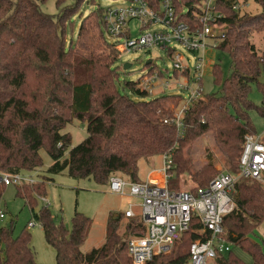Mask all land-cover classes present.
Listing matches in <instances>:
<instances>
[{
  "label": "trees",
  "instance_id": "obj_1",
  "mask_svg": "<svg viewBox=\"0 0 264 264\" xmlns=\"http://www.w3.org/2000/svg\"><path fill=\"white\" fill-rule=\"evenodd\" d=\"M45 1L0 0V171L15 173L39 168V150L44 148L51 159L43 170L44 178L65 171L75 179L91 178L97 183L108 184L114 173L140 181V159L169 153L172 166L166 171L168 188L180 190L179 172H187L194 182L188 189L194 190L205 186L218 172L211 162L194 169L191 156L183 155L182 149L194 138L211 132L225 156L227 171L238 172L244 135L257 132L250 111L264 119V53H259L250 39L253 32L264 33V0H255L261 5L256 14H238L229 2L220 0L225 29L216 46L229 55L231 70L221 79L219 66L212 65L219 92L205 94L193 102L184 111L181 130L173 121L171 110L164 106L167 99L173 98L171 95L148 98L137 90V81L125 83L136 98L116 87L118 74L114 63L119 52L107 38L101 6L93 10L94 28L107 44V53L96 51L97 43L90 48L84 43L79 47L75 39L67 38V27L73 31V18L77 16L75 7L83 0H71L68 4L56 0L58 12L54 15L41 10ZM200 1L173 0L178 19L193 21ZM150 2L157 7L158 0ZM80 30L81 25L76 34ZM93 36L89 37L90 42ZM252 84L261 94L259 104L249 98ZM74 118L85 122L86 136L71 147L70 133L61 130ZM42 182L32 189L40 196L45 193ZM4 186L0 184V195ZM16 190V195L33 208L34 198L21 192L19 186ZM230 196L233 208L222 216L223 236L231 246L246 251L251 261H243L231 248L217 256L215 262L264 264V249L249 236L264 222V185L239 177ZM32 215L55 250V264H135L126 242L130 235L144 231L138 218H126L121 223V218H125L123 212H109L103 242L82 251L80 246L91 225L88 216L75 211L68 230L62 222H53L46 206ZM200 228L201 223L193 216L189 228L174 240L168 252L154 255L142 264H185L190 244L208 235ZM0 243L2 264H43L36 260L31 234L24 228L13 236L11 226L0 227Z\"/></svg>",
  "mask_w": 264,
  "mask_h": 264
},
{
  "label": "built area",
  "instance_id": "obj_2",
  "mask_svg": "<svg viewBox=\"0 0 264 264\" xmlns=\"http://www.w3.org/2000/svg\"><path fill=\"white\" fill-rule=\"evenodd\" d=\"M125 6H109L104 10L107 35L112 38L119 51H133L139 48L158 49L172 58V75L185 78H164V70L150 63V67L139 77L137 90L154 98L166 94L174 97L175 103L167 109L184 112L199 98L203 97L200 71L205 64L203 52L207 47L206 38H214L216 44L223 35L225 22L221 19L224 12L219 9L220 0H201L196 4L193 21L178 19L173 0H158L154 8L150 0H128ZM229 2V7L240 12L247 0H222ZM184 11V10H183ZM244 13V12H243ZM142 19L148 26L146 32L138 37H130L129 22ZM160 24L159 28L150 26ZM123 37V41H121ZM218 40V41H217ZM177 47L183 48L188 54ZM189 55L193 60L195 72L189 77ZM151 65H154L155 68ZM151 68V69H150ZM150 69V70H149ZM176 87V91L165 92ZM184 92L188 94L185 96ZM181 130L182 124L178 115L173 120ZM172 166L169 153L162 154V180L146 179L130 181L114 173L109 176L107 187L110 192L119 196L127 195L135 202H129L123 211L125 218H138L144 231L132 234L126 242L127 252L133 263L142 264L151 260L154 255L170 250L175 239L189 228L192 217L201 223L200 232L207 231L204 238L194 240L189 247V258L185 264H208L217 256L231 249V244L224 238L221 224L222 216L233 208L230 191L239 177L264 180V129L244 135L242 150L238 159V172L220 171L205 186L194 190H173L166 184V171ZM20 172H0V184H20L31 180ZM42 200L46 201L44 198ZM138 207L135 210L134 207ZM0 210V217H3ZM29 221L28 225H34Z\"/></svg>",
  "mask_w": 264,
  "mask_h": 264
},
{
  "label": "rangeland",
  "instance_id": "obj_3",
  "mask_svg": "<svg viewBox=\"0 0 264 264\" xmlns=\"http://www.w3.org/2000/svg\"><path fill=\"white\" fill-rule=\"evenodd\" d=\"M56 0H46L40 5V8L43 12L54 15L56 14L57 8L55 5ZM64 1V0H61ZM71 0H65L64 4L71 3ZM129 4L128 0H94L93 3H90V0H83V2L75 7L77 11V16L73 18V31L67 27V38L75 39V45L79 46L84 43L89 48L96 44V51L102 53L108 52V46L102 39L97 28H94L96 14L93 12L94 8L99 5L103 10L107 9L109 6H125ZM261 11V5L255 0H247V5L241 6L240 12H246L248 14H256ZM67 15V14H66ZM81 20V21H80ZM142 19H132L129 22V31L130 37H138L141 33L146 32L148 26L144 25L141 21ZM81 25V30L78 34L77 28ZM160 24H155L150 26L152 29L159 28ZM87 31V33H86ZM94 35L91 38L89 37ZM76 37V38H75ZM107 38L112 41L113 39ZM252 43L255 45L256 50L259 53H264V33L262 32H253L250 37ZM123 41V37L120 39ZM218 41V40H217ZM207 47L203 52V59L205 61L201 74V84H202V95L210 93H218L219 85L214 80L211 72L213 64H217L221 71V79L226 78L231 70V59L227 52L222 51L217 48L214 38H206ZM183 53L188 54L183 48L177 47ZM119 57L114 63V67L117 69V79L116 87L122 93H125L133 98H136L135 94L125 87L126 82H136L139 77L146 71V61L151 59V64H154L160 69L164 70V78L167 76H172L173 79H181V81L186 77L185 73L181 77L172 75V58L165 54L163 51L158 49H147L139 48L133 51H119ZM130 63V66L127 69H124V63ZM192 58L189 55L187 64L190 66L188 73L189 77H193L194 71L192 69ZM148 63V64H150ZM154 65H151L155 68ZM176 91V87L168 88L165 92L171 93ZM188 93L184 92L186 96ZM150 98V97H148ZM249 98L256 104L261 102V94L257 89L255 84L251 85ZM174 97L169 98L164 102V106L168 108L170 105L175 103ZM170 110V108H169ZM172 115H178L181 118L184 112H179L171 110ZM250 118L253 122L254 128L257 132H260L264 129V119L260 118L256 111H250ZM70 133V146L76 145L81 139L86 136L85 122H81L78 119H73L72 122L67 123L61 130V132ZM182 134V133H181ZM189 149L188 146L184 145L182 149L183 155L191 156L192 164L194 169H199L207 163L211 162L215 172L227 171L228 166L225 164V156L223 152L218 150L216 144L214 143L211 132H207L194 138L190 143ZM39 154L42 159V164L39 168L26 171L22 170L24 176H29L31 180H23L20 184L11 183L2 188L0 195V210L3 212V217H0V227L11 226L12 235H17L23 228L26 229L31 234V246L35 252V258L38 262L43 264H55V250L54 248L46 241L41 224L38 220L34 219L32 212L38 211L43 206H46L53 218L55 224H62L70 230L71 228V217L74 212H80L83 215H86L91 220V225L88 231V234L80 246L82 251H87L91 247H96L103 242L105 236V227L107 216L109 212L111 214H118L123 212L127 207V204L130 202H135L133 198L124 195L119 196L109 191L107 184L97 183L91 178H81L75 179L66 174L65 171L57 174H48L47 178L42 177L45 170L50 164L51 159L44 148L39 150ZM164 154V153H162ZM162 154L154 155L149 159L153 161L151 164L144 163L143 159H140L138 162V175L145 179L147 173L152 166L159 168V165L162 164ZM5 172V171H0ZM123 177L125 175L119 173ZM153 176L156 179H161L160 172L153 173ZM126 177V176H125ZM158 179V180H159ZM43 181L45 187V193L43 196L37 195L35 190V185ZM262 185H264V180H257ZM194 182L191 176L187 172H179V188L188 189L193 186ZM17 186L21 187L25 195L29 194L30 198H34L33 208L30 207L28 203L25 202L23 197L16 195ZM35 191V192H31ZM27 197V196H26ZM44 198L46 201L42 200ZM135 210H138V207H134ZM29 221H34L35 224L32 226L28 225ZM126 221V218H121L120 222L123 223ZM120 223V224H121ZM123 225V224H122ZM250 238L254 241H257L262 249H264V222L257 226L250 234ZM1 246V243H0ZM232 251L239 256L243 261L250 262L251 256L237 245L231 246ZM2 264V263H0ZM208 264H217L215 260H209Z\"/></svg>",
  "mask_w": 264,
  "mask_h": 264
},
{
  "label": "crops",
  "instance_id": "obj_4",
  "mask_svg": "<svg viewBox=\"0 0 264 264\" xmlns=\"http://www.w3.org/2000/svg\"><path fill=\"white\" fill-rule=\"evenodd\" d=\"M144 160V163H146V164H148V163H152L153 161H151L150 159H147V160H145V159H143ZM161 165L162 164H160L159 165V168L157 167V168H155V166H152L151 167V169L149 170V172L147 173V176H146V178L145 179H142L139 175H138V178L140 179V180H146V179H156L154 176H153V173H155V172H160V176H161V179H156L158 182H163V180H162V170H161ZM130 202V201H129ZM126 209V208H125ZM124 209V210H125Z\"/></svg>",
  "mask_w": 264,
  "mask_h": 264
},
{
  "label": "water",
  "instance_id": "obj_5",
  "mask_svg": "<svg viewBox=\"0 0 264 264\" xmlns=\"http://www.w3.org/2000/svg\"><path fill=\"white\" fill-rule=\"evenodd\" d=\"M151 62V59H148L147 61H146V63H150ZM130 66V63H124L123 64V67H124V69H127L128 67Z\"/></svg>",
  "mask_w": 264,
  "mask_h": 264
}]
</instances>
